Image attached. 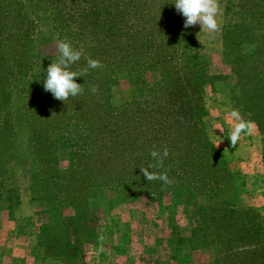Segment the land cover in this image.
<instances>
[{
  "label": "rangeland",
  "instance_id": "obj_1",
  "mask_svg": "<svg viewBox=\"0 0 264 264\" xmlns=\"http://www.w3.org/2000/svg\"><path fill=\"white\" fill-rule=\"evenodd\" d=\"M96 1L117 15L108 22L120 29L121 42H86L88 52L113 67L104 64L83 79L77 77L84 91L76 97L100 100L105 109L82 114L81 122L65 121L64 131L47 127L39 134H32L26 123L27 102L58 55L59 33L48 13L23 2L36 25L34 63L26 79L9 88V103L3 106L0 94V123L7 117L13 127L3 133L0 144V264H26V259L30 264H264V97L255 112L244 109L237 77L223 61L224 13L214 35L199 25L182 35L178 28L185 23L183 15L174 17L175 12L165 10L145 26L137 23L149 21L145 12L138 21L132 8L159 1L171 9L175 0ZM173 27L174 32L168 31ZM140 28L136 43L124 41ZM68 38L72 45L82 39L75 28ZM180 43L206 61L212 74L224 77L214 90L204 89L203 110L190 89L183 99L187 105L174 91L168 100L156 96V85L164 80L169 88L178 79L187 82L179 69L186 60L180 59ZM253 51V46L244 45V53ZM4 65L0 57V72ZM142 65L148 71L141 72ZM72 68L83 66L76 63ZM100 81H107L106 96L91 90ZM230 108L239 109L245 118L257 116L263 130L256 124L254 133L233 147L225 119ZM145 116L167 128L143 132L139 125ZM58 117L53 115L51 122L58 123ZM154 147L169 149L163 169H157L167 171L174 181L166 187L159 180L147 181L141 172L153 162ZM89 156L99 159L92 163ZM48 161L56 163L59 174ZM60 181L62 192L55 187ZM58 233H65L63 246ZM41 244L63 262L46 259L37 247ZM30 246L34 260L28 257ZM23 248L28 250L24 257Z\"/></svg>",
  "mask_w": 264,
  "mask_h": 264
},
{
  "label": "trees",
  "instance_id": "obj_2",
  "mask_svg": "<svg viewBox=\"0 0 264 264\" xmlns=\"http://www.w3.org/2000/svg\"><path fill=\"white\" fill-rule=\"evenodd\" d=\"M24 1L25 0H0V57L2 63H5L3 69L1 66L0 72V94L3 96V106L9 103V98L11 96L9 88L15 83L25 80L30 67L34 63L32 44L36 34V25L34 20L24 12ZM26 1L38 6L48 13L59 33V40L65 37L68 38L70 30L73 28L80 31L82 39L80 38L79 41L74 42L73 47L79 49L83 46L84 55L77 62V65L81 64L83 68L87 67V58L96 59L99 57L97 53L92 51H89L91 52L89 54L88 50H90V47H88V44L86 45V42H89L88 40H98L100 38H103L100 39V41H107L109 38L120 40V29L109 24L117 15L115 16V14H113L110 6L102 2H97L96 0H90V2L87 0H80V3H75V0H71V5L67 6L69 0ZM150 5L151 6L148 5V7L137 6L136 4L132 6L135 10L134 15H137L138 21L141 17L145 16H147L149 20L143 23L137 22L138 24H145L146 26L148 23L150 24L151 21H156L157 16L163 14L165 10L173 13L175 12L174 17L176 15L182 16L181 13L177 12L175 4H173L174 6L172 7L170 6L171 9H169V6L166 8L159 1H157L156 4L152 2ZM149 7H152L151 9L154 10L152 14L147 11ZM143 12H145V16ZM223 13L225 19L221 28L223 61L226 65L231 67L232 72L237 77V88L241 92V100L244 102V109L251 110L253 113L259 107L264 97V0H226L224 2ZM143 20L144 18L141 21ZM175 29L177 28L173 27L168 31L174 32ZM178 29L180 34L185 35V29L189 30L190 28H185L183 24L179 26ZM166 30L167 29L164 28V31ZM142 32L143 30L140 28L135 32L133 37L128 35L127 39H124V41L131 46L133 41L136 43V41L139 40L138 35ZM80 42H82L81 46H79ZM244 45L253 46L254 51L250 54L244 53ZM179 48L180 59L184 60V58H186L184 63L179 64V69L184 71V77L187 79V82L180 83L178 79L176 86H171L170 90L169 87L164 86V84L168 85V83H166L167 80H164L162 83L156 85L159 91L156 93V96L162 97L163 100H168L169 94L172 95L174 91L177 97H180L181 100L184 101V104L187 105L189 102L183 99L187 97L186 91L190 89L191 92L199 97V103H201L200 106L203 110L204 106L201 101L203 100L204 89L210 87L214 90L215 82L222 81L224 77L212 74L209 64L202 60L201 57L193 55L187 45L185 46L180 43ZM56 58H58V55L54 59ZM123 58H126V56H123ZM104 64L113 67L112 62L103 60V67ZM181 64L183 66H181ZM126 67L127 63L125 62L123 69ZM143 67L144 65L140 68L141 72L148 71V69H146L147 65L145 68ZM92 71L93 69H89L88 73ZM86 76H82V79ZM108 90L107 81H100V86L95 94L99 97L106 96ZM99 101L100 100L90 102V98L87 99L85 96H82V100L78 97H70L67 102L58 100L54 98L51 92L45 91L43 81L41 88L34 92L27 102V106L29 105L30 107H27L29 109L26 108V123L29 124L32 134L33 132L34 134H39L43 128L46 129L47 127L61 132L64 131L68 125L65 121L68 122L72 118H75L81 122L82 114H92L101 111V108L105 109L103 104L99 105ZM139 111H142V109ZM53 115H58L61 121L59 120L58 123H52L51 119ZM253 117L252 120L256 122L260 130H263L261 120H259L257 116ZM182 120L186 121L185 119ZM38 122L41 128L38 127ZM0 125V127H2L0 131L1 144L2 141H4L2 138L3 133L6 131L12 132L13 127L10 126V120H8L7 117L2 118ZM139 126L143 132H147V130L161 132L162 128H167V126L158 124L156 121H151L148 119V116L142 117ZM34 140L38 141L37 137H35ZM40 147H42V145ZM47 156L49 155H46L44 158L47 159ZM75 157L80 160L82 158L84 159V155L80 154H73L72 158ZM87 158L92 163L97 162L99 159V157L97 158L95 156H89ZM48 162L49 165L52 164V162ZM52 165L54 166V174H59L56 170V163ZM62 183L63 182L60 181L59 186H55L56 189L61 192L63 188H65ZM231 231L233 232L234 229ZM48 235L51 237L53 236L51 233H48ZM63 235H65V233L62 235L61 233L56 234V237L60 239L58 240L59 245L62 246L66 244L67 241V239H64ZM37 247L43 250L42 254L46 259L58 261L59 263L63 262L62 259L58 258L51 247L47 245L43 246L42 244Z\"/></svg>",
  "mask_w": 264,
  "mask_h": 264
},
{
  "label": "clouds",
  "instance_id": "obj_3",
  "mask_svg": "<svg viewBox=\"0 0 264 264\" xmlns=\"http://www.w3.org/2000/svg\"><path fill=\"white\" fill-rule=\"evenodd\" d=\"M174 4L177 12L185 17V28L199 25L202 31L210 36L220 30L223 13L221 0H175ZM57 50L58 58L54 59L46 70L44 89L51 92L54 98L65 102L84 91L83 86L76 82L77 77L85 76L89 69H97L103 65L97 59L87 58V67L73 70L72 66L84 55V49L83 46L79 49L74 48L67 37L57 42ZM91 90L95 93L98 88L93 85ZM225 119L230 126L228 139L233 147L244 136H251L257 127L254 120L245 118L237 108L227 110ZM150 155L153 162L147 167H141L144 178L147 181H162L165 187L171 185L174 181L169 178L168 172L157 171L163 169L164 161L169 156V149L164 147L161 151L154 147Z\"/></svg>",
  "mask_w": 264,
  "mask_h": 264
},
{
  "label": "crops",
  "instance_id": "obj_4",
  "mask_svg": "<svg viewBox=\"0 0 264 264\" xmlns=\"http://www.w3.org/2000/svg\"><path fill=\"white\" fill-rule=\"evenodd\" d=\"M24 249V248H23ZM22 249V253L24 252V255H23V257L25 256V253L28 251L26 248L23 250ZM35 251V249H34V247H31L30 246V249H29V251H28V257H30L31 258V260H34V259H32V254H34L33 252ZM30 253H32V254H30ZM26 262V264H30L31 262H29V260L28 259H26L25 260ZM46 264H55V263H53V262H47Z\"/></svg>",
  "mask_w": 264,
  "mask_h": 264
}]
</instances>
